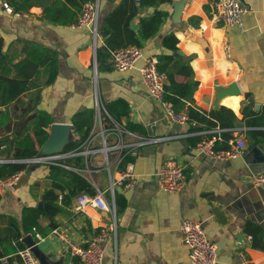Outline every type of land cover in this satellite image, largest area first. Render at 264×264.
<instances>
[{"label":"crops","instance_id":"0c3cea01","mask_svg":"<svg viewBox=\"0 0 264 264\" xmlns=\"http://www.w3.org/2000/svg\"><path fill=\"white\" fill-rule=\"evenodd\" d=\"M3 1L0 0V35L5 45L15 39H29L58 52L57 78L42 86L38 105L54 118L47 128L48 140L38 147V154L63 148L73 130L72 119L94 106L95 96L102 104L119 97L128 102L130 111L121 118L122 126L127 122L139 125L143 134L135 132L145 137L169 136L125 149L134 158L137 182L128 189L116 187V192L125 197L126 206L116 216L115 235L103 243L102 264H192L180 229L185 218L202 223L207 237L216 244L217 264H240V251L251 264H264V250L253 247L252 236L244 229L249 222L260 227L264 237V188L250 182L254 172L264 169V0H242L247 12L242 15L241 27L224 25L212 18L213 0H170L158 7H146L130 20L133 30L138 29L140 17L155 9L167 10L169 15L157 33L142 42L143 54L136 67L100 72L96 68V73L88 27L56 25L43 17L40 6H32L25 14H12L5 10ZM118 1L99 0V18L103 19ZM169 33L178 39L174 51L163 45V37ZM102 44L103 39L98 36L96 47ZM159 54L189 61L198 81L192 101L195 107L210 110L214 104L224 105L241 120V110L248 106L262 116L257 125L248 126L242 120L227 133L243 146L240 157L213 162L196 155L195 143L203 135L190 131L188 123L171 122L161 105L148 96L139 66L144 59ZM175 78L186 80L182 75ZM43 79L42 76L41 83ZM188 104L189 101L182 109ZM102 117L103 125L108 126L107 116ZM130 140L133 139L125 137L126 142ZM170 157L180 160L186 177L185 186L176 193L163 192L156 185L157 168ZM47 171L44 166L32 165L13 185L0 186V213L20 220L24 206L41 204L45 213L38 218V226H47L52 219L51 205L41 199L51 183L45 177ZM90 171L98 187L97 183L105 180L104 173L88 167L87 172ZM60 204L58 199L57 205ZM71 205L72 202L53 215L54 229L65 232L76 244L85 245L111 220L107 211L87 208L85 213H77ZM5 224V219H1L0 229ZM33 228L20 239L31 250L35 246L43 257L44 261L32 250L37 264L78 263L54 229L35 239ZM29 242L32 244L27 245ZM15 253L0 259L7 257V264H21Z\"/></svg>","mask_w":264,"mask_h":264},{"label":"trees","instance_id":"16d2710c","mask_svg":"<svg viewBox=\"0 0 264 264\" xmlns=\"http://www.w3.org/2000/svg\"><path fill=\"white\" fill-rule=\"evenodd\" d=\"M88 1L93 0H5L12 14H25L32 6H40L43 17L56 25H69L75 21L82 5ZM169 1L119 0L103 19L98 17L97 31L98 36L103 39V44L100 48H96L97 71L112 69L110 58L113 50L129 45L142 47L143 41L152 38L166 21L169 15L167 10L155 9L152 14L140 17L136 31L129 26V22L144 8L158 7L161 3ZM177 42L178 39L173 33L163 37L164 47L172 51L176 50ZM17 56L19 58L15 60ZM156 58L158 69L167 76L164 98L176 111L184 110L187 113L189 130L200 132L215 127L226 129L220 133L221 140L216 142L217 147L226 145L229 139L227 133H230L240 121L243 120L248 126H252L259 123L258 119L261 120L262 116L248 106L241 110V120L232 109L224 105L210 110L195 107L192 101L198 81L194 79L189 61L174 57L172 54H159ZM58 60L56 50L37 41L15 39L5 45L0 35V159L6 160L0 163V180L16 171L27 169L28 164L25 160L38 155V147L48 139L47 128L53 123L54 118L48 111L38 108V105L41 101L42 86L54 83L57 78ZM176 75H182L186 80L177 81ZM42 76L44 79L41 83ZM187 101L190 104L182 109ZM103 106L110 117L119 124L123 116L129 115L130 108L124 98H116L103 103ZM94 114L95 108L92 106L75 115L72 119V133L64 144L62 152L83 147L94 126ZM123 127L132 132H144L139 125L130 122ZM133 160L131 152L126 151L119 169H123ZM64 163L84 167L83 158L79 156L65 158ZM37 166L48 169L45 177L50 179L51 183L43 191L41 199L50 203L49 213L52 219L47 226L39 227L37 220L45 210L36 205L24 206L20 220L0 213V220L6 221L5 226L0 229V235L3 236L0 238V256L24 248L20 238L31 231L32 227L41 236L52 231L56 226L53 215L61 211L64 206H70L72 198L78 193H95L90 181L78 172L57 165ZM58 199L61 201L60 205H57ZM115 206L117 216L126 206L125 197L121 193L115 192ZM244 229L251 234L253 247L264 250L262 229L249 222L245 224Z\"/></svg>","mask_w":264,"mask_h":264},{"label":"built area","instance_id":"2783aa9c","mask_svg":"<svg viewBox=\"0 0 264 264\" xmlns=\"http://www.w3.org/2000/svg\"><path fill=\"white\" fill-rule=\"evenodd\" d=\"M3 7L7 12H11V8L3 1ZM247 12V8L242 4L241 0H213L212 18L224 25L242 26V15ZM98 17H99V0L85 2L82 5L75 21L69 25L73 28L88 27L92 34L93 58L96 54V40L98 38ZM201 28H204L201 25ZM142 48L136 45H129L115 49L111 52L110 63L112 68L117 71H127L136 67L138 61L142 57ZM158 60L156 56H150L143 60L139 66V73L142 84L147 90L148 96L159 103L164 110V115L173 123L184 124L188 121V115L184 110L176 111L172 104L164 98V87L167 76L157 67ZM94 126L93 129L83 143L82 148L72 149L67 152H52L38 154L35 157L26 159L27 167L32 165H57L68 170H73L83 175V171H88V164L91 157L103 153L106 159L105 170L108 176V186L105 190L100 189L94 183L91 185L95 189L94 194L80 192L72 199V208L77 213H85L87 208L107 211L111 220L101 228L96 234L92 235L85 245H79L67 236L65 232L54 229L58 238L66 245L70 252L78 259L77 264H102L104 259L103 243L116 232V206L115 192L116 187L128 189L137 182L136 174L133 171L132 162H128L123 169H119V164L126 152V148L141 146L147 142H158L169 138V136H152L145 137L137 132L129 131L121 124L114 121L107 113L103 104L97 96L94 102ZM102 115H106L109 125L104 126L102 123ZM99 125V134L101 142L98 146L94 145V127ZM234 130V129H232ZM226 129L215 127L209 130L198 132L203 135L196 141L194 151L196 155L208 158L211 161H225L240 157L244 148L240 141L235 138H229L225 146H216V142L221 140L220 133ZM209 134H211L209 136ZM110 137H112L110 139ZM125 137L133 140L125 141ZM82 157L84 167H76L69 163H64L65 158ZM6 160L0 159L1 162ZM25 169L16 171L6 178L0 180V186H10L16 183ZM118 171V172H117ZM116 173V175H115ZM250 182L254 186L264 188V169L254 172L251 175ZM186 184L184 167L177 158H166L156 171V185L159 190L166 193H176L183 189ZM180 229L182 233L183 243L188 247V256L192 264H217V247L211 241L204 230L202 223L192 218H185L181 221ZM34 230L35 239L42 236ZM240 264H251L244 252L240 251ZM15 256L20 260L21 264H37L36 258L29 246L19 249ZM3 264L8 263V258L0 259Z\"/></svg>","mask_w":264,"mask_h":264},{"label":"rangeland","instance_id":"374dc122","mask_svg":"<svg viewBox=\"0 0 264 264\" xmlns=\"http://www.w3.org/2000/svg\"><path fill=\"white\" fill-rule=\"evenodd\" d=\"M103 118V117H102ZM99 126V125H98ZM97 125H95L94 127V134H96V136H94V140H93V143L94 145L98 146L101 142V137H100V134L98 133L99 132V127ZM96 156V155H95ZM89 164L88 166L91 168V169H94L95 171H102L104 174H103V177H105V180L101 183H97L98 187L103 189L105 187L108 186V176H107V173H106V170H105V163H106V159H104V155L103 153H99L97 154L96 157H91L90 160H89ZM93 171H90V172H85L83 171V175L91 182L93 183V177H92V173Z\"/></svg>","mask_w":264,"mask_h":264},{"label":"water","instance_id":"95a60500","mask_svg":"<svg viewBox=\"0 0 264 264\" xmlns=\"http://www.w3.org/2000/svg\"><path fill=\"white\" fill-rule=\"evenodd\" d=\"M241 2H242V0H241ZM93 65H94V68H95V73H96V54L94 55V58H93ZM238 91H236V93H237ZM248 102L249 103H252V101L251 100H248ZM214 108H217L218 106L216 105V104H214ZM69 138L67 137V139H66V141L68 140ZM48 140V139H47ZM46 140V141H47ZM66 143V142H65ZM62 150V149H61ZM60 150V151H61ZM49 153H52V152H49ZM35 166H37V165H35ZM43 205H41V204H38V207H42ZM45 206V205H44ZM30 244H32V242H29L27 245H30ZM32 250H33V252L41 259V260H43L44 261V259H43V257L40 255V253L37 251V249H36V247L35 246H33L32 247Z\"/></svg>","mask_w":264,"mask_h":264},{"label":"bare ground","instance_id":"6f19581e","mask_svg":"<svg viewBox=\"0 0 264 264\" xmlns=\"http://www.w3.org/2000/svg\"><path fill=\"white\" fill-rule=\"evenodd\" d=\"M231 94H234V95H236L235 93H231Z\"/></svg>","mask_w":264,"mask_h":264}]
</instances>
